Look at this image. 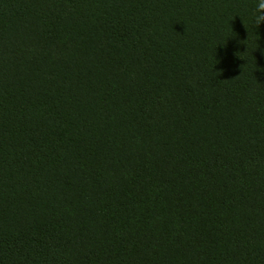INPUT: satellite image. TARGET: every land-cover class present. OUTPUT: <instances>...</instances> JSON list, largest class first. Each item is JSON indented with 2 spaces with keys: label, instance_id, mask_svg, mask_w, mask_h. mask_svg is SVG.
<instances>
[{
  "label": "trees",
  "instance_id": "16d2710c",
  "mask_svg": "<svg viewBox=\"0 0 264 264\" xmlns=\"http://www.w3.org/2000/svg\"><path fill=\"white\" fill-rule=\"evenodd\" d=\"M259 0H0V264H264Z\"/></svg>",
  "mask_w": 264,
  "mask_h": 264
},
{
  "label": "clouds",
  "instance_id": "9594fccd",
  "mask_svg": "<svg viewBox=\"0 0 264 264\" xmlns=\"http://www.w3.org/2000/svg\"><path fill=\"white\" fill-rule=\"evenodd\" d=\"M256 12L258 13V15L254 18V23L258 24L261 21H264V0H259Z\"/></svg>",
  "mask_w": 264,
  "mask_h": 264
}]
</instances>
